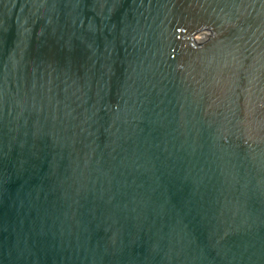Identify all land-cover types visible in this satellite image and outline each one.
Segmentation results:
<instances>
[{"label": "water", "instance_id": "obj_1", "mask_svg": "<svg viewBox=\"0 0 264 264\" xmlns=\"http://www.w3.org/2000/svg\"><path fill=\"white\" fill-rule=\"evenodd\" d=\"M0 264H264V0H0Z\"/></svg>", "mask_w": 264, "mask_h": 264}]
</instances>
